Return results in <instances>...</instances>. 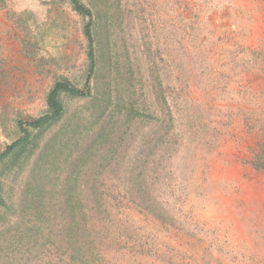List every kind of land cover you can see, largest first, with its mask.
I'll use <instances>...</instances> for the list:
<instances>
[{
	"label": "rangeland",
	"instance_id": "rangeland-1",
	"mask_svg": "<svg viewBox=\"0 0 264 264\" xmlns=\"http://www.w3.org/2000/svg\"><path fill=\"white\" fill-rule=\"evenodd\" d=\"M81 2L92 96L0 164V264H264V0ZM84 23L0 0V153L57 77L82 87Z\"/></svg>",
	"mask_w": 264,
	"mask_h": 264
},
{
	"label": "trees",
	"instance_id": "trees-1",
	"mask_svg": "<svg viewBox=\"0 0 264 264\" xmlns=\"http://www.w3.org/2000/svg\"><path fill=\"white\" fill-rule=\"evenodd\" d=\"M72 10L81 18L85 19V23L82 28V35L87 43L86 61H87V77L82 87L73 84L69 78L59 76L54 81L50 91L48 92L45 100L46 110L39 117L30 120L16 122V127L20 132V137L6 146L5 150L0 153V164L8 159L18 158L23 155L29 148L32 149L33 145L37 144V137L34 132L39 136L43 134L45 130H48L56 126L64 116V105L62 103V95H66L70 98H83L87 99L92 96L91 78L97 74V51H103V47L98 48L94 39V20L92 11L87 8L81 0H69ZM103 85L100 86V90ZM136 108L130 106L128 114L130 116L135 115ZM262 137L258 144L259 151L257 152L253 166L257 169L264 170V127L262 128ZM34 134V135H33ZM0 205H2V198L0 196Z\"/></svg>",
	"mask_w": 264,
	"mask_h": 264
}]
</instances>
